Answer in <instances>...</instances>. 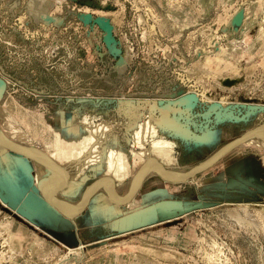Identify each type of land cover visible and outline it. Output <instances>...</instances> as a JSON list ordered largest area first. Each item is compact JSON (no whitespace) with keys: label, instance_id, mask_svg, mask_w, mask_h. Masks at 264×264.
<instances>
[{"label":"rangeland","instance_id":"374dc122","mask_svg":"<svg viewBox=\"0 0 264 264\" xmlns=\"http://www.w3.org/2000/svg\"><path fill=\"white\" fill-rule=\"evenodd\" d=\"M0 79V130L64 168L55 194L74 207L110 176L123 196L147 151L189 171L264 126V0H0ZM243 142L185 183L149 173L124 206L99 189L74 217L0 147V264H264V148Z\"/></svg>","mask_w":264,"mask_h":264},{"label":"water","instance_id":"95a60500","mask_svg":"<svg viewBox=\"0 0 264 264\" xmlns=\"http://www.w3.org/2000/svg\"><path fill=\"white\" fill-rule=\"evenodd\" d=\"M243 20V11L239 10L232 18L231 24L232 26L237 29L238 27L241 26ZM101 27L103 28V30L106 33V38L105 40L107 42H110L111 39V32H112V27L111 25L107 22V21H101L100 22ZM237 83V80H230V79H226L223 81V84L226 86H232L234 84ZM0 100L2 99L4 93H5V89L6 86L3 82L0 83ZM248 110H251L252 107H247ZM227 109H221L218 105H214L211 107V109L209 110V112H213V114H215L216 118H229L230 114L227 113ZM260 131L264 132V126H262L260 128ZM259 132L258 128L252 129L248 132H246L245 134H243L241 137L233 140L232 142L228 143L227 145H225L224 147H222L221 149H219L216 153H214L212 156H210L208 159H206L205 161L199 163L194 170L190 171V173L188 175H186L185 177L182 178H172L169 175H167V170L165 168H163L159 162L157 161L156 158H148L141 166L140 168V173H139V177L137 179V182L135 184V186L133 187V189L130 191V193L128 194V197L126 200L124 201H117L115 198L116 195V188H115V181L112 178H108L106 176L98 178L97 180H95L89 187H88V191H87V195L86 198L83 202V204L77 208V209H73L67 206H61L59 204H56L54 202H52L47 195V192L49 191V189H53L55 187V185H57V183H66L67 179H68V175L67 172L64 170V168L62 166H60L57 162H55L53 159H51L49 156L47 155H37V154H29L27 152H23L21 150H17L9 145H6L2 142H0V147H2L3 149L7 150L8 152H10L11 154L17 155V156H24L28 159L31 160H37V161H42L45 163H49L51 164L53 167H55L60 175L61 178L60 180H58L57 183H52L50 186H46L44 188L41 189V195L43 200L51 207L55 208L56 210L60 211L63 214L68 215L69 217H74V216H78L79 214H81L86 207L89 205L93 195L95 194V192L97 191V186L100 182L102 181H107V183L110 185V193H109V201L115 205V206H124L127 205L131 202V200L135 197V195L137 194V192L139 191L143 181L145 180V178L148 175V169L149 166L152 165L154 167L157 168V170L159 171V173L161 174L163 180L165 182H169V183H176V184H180V183H185L187 181H189L190 179L194 178L195 176L199 175L200 173L206 171L207 169H209L213 164H215L216 162H218V160H220L224 155H226L227 153H229L230 151H232L233 149H235L236 147H238L241 142L243 141V139L250 134Z\"/></svg>","mask_w":264,"mask_h":264},{"label":"bare ground","instance_id":"6f19581e","mask_svg":"<svg viewBox=\"0 0 264 264\" xmlns=\"http://www.w3.org/2000/svg\"><path fill=\"white\" fill-rule=\"evenodd\" d=\"M1 82H3L1 79H0V83ZM4 83V82H3ZM1 89V88H0ZM167 110V109H166ZM166 116V115H165ZM165 118V117H164ZM107 126V125H106ZM109 126V125H108ZM104 127H105V125H104ZM105 128H107V127H105ZM260 128L261 127H258V130H259V132H256V133H253V134H250V135H247L244 139H243V143L244 144H253V145H255V146H257V147H261V148H264V132H262V131H260ZM109 129V128H108ZM143 135V134H142ZM189 135V134H188ZM188 135H186V136H188ZM22 139H25V140H27L26 138H24V137H22ZM94 140V139H93ZM92 140V141H93ZM0 142H2V143H4V144H6V145H9V146H11V147H13V148H15V149H17V150H21V151H23V152H27V153H29V154H37V155H47V156H49L48 154H46L45 152H42V151H39L37 148H35L34 146H29V145H27V144H17V143H15V142H13V141H11V140H9L8 138H7V136L3 133V131L2 130H0ZM241 142V143H242ZM156 147H158V148H165V146H166V143H163V142H156V144H154ZM151 146H153V145H151ZM154 146V147H155ZM171 146V145H170ZM172 146H173V144H172ZM169 149V148H168ZM92 150V149H91ZM89 151V150H88ZM157 151V150H156ZM82 153H84V151L82 152ZM81 153V154H82ZM158 153V152H157ZM161 153V152H160ZM86 154V153H85ZM92 154H93V152H92ZM97 154V152L96 153H94L93 155H96ZM12 155H14V154H12ZM161 155V154H160ZM14 156H16V157H19V158H21V159H23V160H26V161H28V160H30V159H28V158H26V157H24V156H17V155H14ZM86 156V155H85ZM89 156H91V153H90V155ZM99 156V155H98ZM142 156V155H141ZM51 159H53V156L51 155V156H49ZM143 159H144V162L148 159V158H151V154H150V152L149 151H147L146 153H144L143 154ZM90 158V157H89ZM92 158V157H91ZM99 159V158H98ZM54 160V159H53ZM85 160V159H84ZM87 160V159H86ZM99 161V160H98ZM97 162V161H96ZM100 162V161H99ZM34 164L37 166V183H38V187L40 188V189H42V188H44V187H46V186H50L52 183H54L56 180H53L54 178L55 179H59V178H61V175L59 174V171L55 168V167H53L51 164H49V163H45V162H42V161H37V160H34ZM214 165V164H213ZM196 167V166H195ZM120 169V171H121V169L122 168H119ZM192 170H194V168L193 169H191V170H187V171H173V170H169V171H167V175H169L170 177H172V178H182V177H185L186 175H188L189 173H190V171H192ZM140 173V172H139ZM139 173L135 176V178H134V180H133V182H132V184H131V187H130V191L133 189V187L135 186V184H136V182H137V179H138V177H139ZM149 173H155V174H157L159 177H161L162 178V176H161V174L159 173V171L157 170V168L156 167H154V166H152V165H150L149 166V169H148V174ZM59 174V175H58ZM101 183H105V184H107L109 187H110V185L107 183V181H102V182H100L99 184H98V186L101 184ZM97 186V187H98ZM100 187V186H99ZM87 191H88V189H87ZM87 191L83 194V196H82V198H81V201L79 202V203H77L78 204V206H76V207H71V206H69V203H67V202H65V201H63L57 194H55L54 193V191H53V189H49V191L47 192V195H48V198L52 201V202H54V203H56V204H59V205H61V206H67V207H70V208H73V209H77V208H79L82 204H83V202H84V200H85V198H86V195H87ZM130 191L128 192V194L130 193ZM109 193H110V189H109ZM109 193L106 191V194H107V196H108V200H109ZM115 198H116V195H115ZM120 198V197H119ZM116 200L117 201H119L117 198H116ZM82 202V203H81ZM121 202V201H120ZM76 204V205H77Z\"/></svg>","mask_w":264,"mask_h":264},{"label":"crops","instance_id":"0c3cea01","mask_svg":"<svg viewBox=\"0 0 264 264\" xmlns=\"http://www.w3.org/2000/svg\"><path fill=\"white\" fill-rule=\"evenodd\" d=\"M160 164V163H159ZM161 165V164H160ZM167 171H169V170H167ZM173 171H175V170H173ZM157 175V174H156ZM106 177H108V178H110V176H106ZM161 178V177H160ZM100 186V187H99ZM98 187H97V190H99V189H102V190H104V192L106 193V191L109 193V189H110V187L107 185V184H105V183H101L100 185H99ZM130 187H131V185H130ZM130 187H129V190L127 191V193L125 194V195H123V196H120L117 192H116V198L119 200V201H124V200H126L127 199V197H128V192L130 191ZM86 192V191H85ZM96 193V192H95ZM120 197V198H119ZM81 201V200H80ZM79 201V202H80ZM109 201V200H108ZM78 202V203H79ZM82 203V202H81ZM69 206H71L72 207V205H70L69 204ZM76 206H78V204L76 205ZM76 206H74V207H76Z\"/></svg>","mask_w":264,"mask_h":264}]
</instances>
